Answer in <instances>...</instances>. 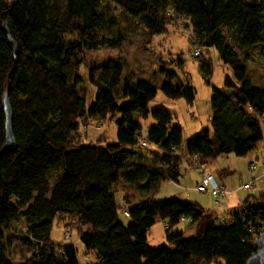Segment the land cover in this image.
<instances>
[{
  "label": "trees",
  "instance_id": "trees-1",
  "mask_svg": "<svg viewBox=\"0 0 264 264\" xmlns=\"http://www.w3.org/2000/svg\"><path fill=\"white\" fill-rule=\"evenodd\" d=\"M111 1L138 18L149 34L183 22L191 49L200 48L194 59L202 58L199 67L204 73L210 71L203 59L210 49L231 69L223 87L211 90L210 128L185 141L186 156L208 167L220 155L252 151L263 139L264 88L250 80L246 60L256 44L264 59V0ZM101 2L0 0V148L4 93L12 110L15 141L11 151L0 155V264H244L264 230V192L231 210L223 225L217 223V212L195 202H181L175 196L154 199L162 182H179L184 161L178 153L181 128L172 125V114L161 107L147 109L155 87L133 80L130 72L123 74V62L107 59L85 62L96 89L87 107L78 94L77 69L85 61L84 52L121 43L119 34L101 35L103 29L116 26L113 18L105 21L101 16ZM4 23L17 45L16 55ZM158 64L164 72L163 63ZM119 85L122 94L117 99L112 90ZM159 88L168 98L193 102L194 91L188 85L166 82ZM148 114L155 124L148 127L145 141L138 117ZM110 116L116 117V142L81 141L77 131L82 120ZM120 184L150 196L130 201L120 195L118 202ZM122 202L127 223L119 215ZM60 215L73 221L81 258L73 243L58 244L50 237ZM157 220L166 222V244L151 246L146 232ZM182 220L192 227V236L184 237L177 228ZM5 233L23 248L21 261L6 256Z\"/></svg>",
  "mask_w": 264,
  "mask_h": 264
},
{
  "label": "rangeland",
  "instance_id": "rangeland-1",
  "mask_svg": "<svg viewBox=\"0 0 264 264\" xmlns=\"http://www.w3.org/2000/svg\"><path fill=\"white\" fill-rule=\"evenodd\" d=\"M101 16L105 21L113 18L116 26L113 29H103L101 35L106 38H113L115 34L121 37V43L117 47H99L92 51L84 52L82 61L79 64L77 73L80 82L76 86L79 95L84 97L85 106L87 107L94 99L96 89L89 81V69L85 62L94 64L101 61L112 59L124 63V72H130L132 79L151 83L155 89V97L148 102L147 109L161 107L172 114V125L181 128V145L178 153L184 150L185 141L192 135L198 133L201 129L210 128L209 116L211 114V90L212 88L221 89L223 87L226 76H231V69L220 63L217 59V53L214 49H210L205 53L203 59L209 62V74L204 73L199 63L202 58L191 57L190 34L186 30L183 22H171L166 27L165 32L161 34H149L142 26L138 18H132L121 11L111 0H102ZM226 42L231 46L232 50L239 54L236 46L225 34V30L221 28ZM116 36V35H115ZM260 44L253 45L249 50L246 60V69L252 83H264V59L260 56ZM197 48V47H195ZM200 49V48H199ZM162 62L164 72H160ZM174 73L172 78L167 77L168 73ZM95 78L99 76V70L96 69ZM169 82L172 85L183 84L192 87L194 91V99L192 103H188L184 98H168L160 90L159 85ZM255 85V84H254ZM258 86V85H257ZM113 95L118 99L121 96L120 85L112 90ZM264 117V116H263ZM116 117H107L102 121L84 119L79 123L77 135L84 143H96V139L101 138L106 142H116ZM138 121L142 125L140 138L146 141L147 130L149 126L155 124V120L148 114L146 117H138ZM261 124L264 119L261 118ZM264 125H262V128ZM264 131V130H263ZM132 152V151H131ZM255 165L256 170L250 171L249 166ZM251 165V166H252ZM264 166V132L263 139L259 141L254 149L244 156H235L232 153L223 154L206 169L222 183L225 188H236L238 184L246 180H250L251 176L258 174V168ZM183 178L180 181L195 187V178L193 171L189 169L186 162L182 163ZM224 171V175L219 172ZM54 177V176H53ZM51 178V181L53 180ZM252 187L249 190L240 189L237 193L240 201L244 202L248 197L258 198L264 192V174L262 177H256L252 180ZM176 183L165 181L162 182L158 190L153 194L154 199H163L166 197H176L181 202L194 201L195 198L200 200V204L204 209L213 212L226 210L229 203H233L235 195L228 196L229 202L223 201L221 206L214 203V199L208 193H200L193 189L188 191L174 187ZM179 187V186H177ZM116 199L124 197L127 200L142 196H150L148 194L138 193L129 184H120L116 187ZM224 200V199H223ZM228 210V209H227ZM123 223L128 222V218L122 213L119 214ZM164 221L157 220L146 232V241L151 246H162L166 244L164 236ZM20 226L19 224L17 225ZM177 228L182 231L184 237L192 236V227H188L187 222H181ZM73 221L66 216L60 215L56 222L52 225L50 237L52 241L58 244L73 243L78 249L81 258L82 245L76 240V235L72 233ZM63 235L69 239H64ZM4 245L6 247V256L12 261H21L19 258V250L22 248L20 244L9 237L8 233L4 234ZM23 249V248H22Z\"/></svg>",
  "mask_w": 264,
  "mask_h": 264
},
{
  "label": "built area",
  "instance_id": "built-area-1",
  "mask_svg": "<svg viewBox=\"0 0 264 264\" xmlns=\"http://www.w3.org/2000/svg\"><path fill=\"white\" fill-rule=\"evenodd\" d=\"M200 55V49L194 48L191 51V57L195 58ZM142 145H145V143L142 141ZM186 162L189 165V167L195 171L201 174V182L198 183L195 186V190L200 193H208L213 199L214 203L217 206H221L223 199L229 195H231L232 191L227 190L223 188L221 185H219L216 180L214 179L213 175L206 170V167L202 165L196 157L193 156H186ZM251 168H254V165L251 166ZM252 187V181H248L245 183H242L239 188L244 190H249ZM121 212L123 215H127V211L125 210L123 202L121 203ZM240 207V204L238 205ZM231 212L227 214H218L217 215V223L219 225L227 224L230 220Z\"/></svg>",
  "mask_w": 264,
  "mask_h": 264
},
{
  "label": "water",
  "instance_id": "water-1",
  "mask_svg": "<svg viewBox=\"0 0 264 264\" xmlns=\"http://www.w3.org/2000/svg\"><path fill=\"white\" fill-rule=\"evenodd\" d=\"M2 28L7 36L9 46L13 50V54L16 55L17 45L15 41L10 37L6 24L2 25ZM2 110L4 114V142L0 148V155L11 151L15 146V141L12 133V110L10 107L9 99L6 93L2 97ZM244 264H264V230L259 233L255 240L254 252L247 258Z\"/></svg>",
  "mask_w": 264,
  "mask_h": 264
},
{
  "label": "crops",
  "instance_id": "crops-1",
  "mask_svg": "<svg viewBox=\"0 0 264 264\" xmlns=\"http://www.w3.org/2000/svg\"><path fill=\"white\" fill-rule=\"evenodd\" d=\"M250 77V76H249ZM250 80L252 81V79L250 78ZM256 86L258 85V86H261V87H263L264 88V83H262V82H260V83H254ZM264 114L260 117V121H261V118H263L264 119ZM262 125H264V123L262 124ZM263 130H264V127H263ZM264 132V131H263ZM180 155H181V157L183 158V160H184V162H186V153H185V150H183L182 151V153H179ZM187 163V162H186ZM188 165V164H187ZM252 165V164H251ZM251 165L249 166V169H250V171H253V170H256V166L254 165V168L252 169L251 168ZM189 166V165H188ZM189 169H191L190 167H189ZM192 170V169H191ZM207 170V169H206ZM208 171V170H207ZM192 172H193V170H192ZM209 172V171H208ZM193 174H194V178H195V182H194V184H195V186L198 184V183H200L201 182V174L200 173H198V172H193ZM219 174L220 175H224L222 172H219ZM264 174V166H263V168H258V174L256 173V175H255V177H254V175L253 176H251V179L250 180H246V181H244V182H242V183H245V182H248V181H252L253 179H255L256 177H262V175ZM214 177V176H213ZM182 179H184L183 178V176L181 177V178H179V182L178 183H176L177 185H174V187H176L177 189L178 188H180L181 190H185V191H188L189 190V188L190 189H193V190H195V187L193 186V184L192 185H188L187 183H184L183 182V184L181 185L180 184V181H182ZM214 179L216 180V178L214 177ZM216 182L219 184V185H221L222 187H223V185H222V183L220 184V182L219 181H217L216 180ZM253 184V183H252ZM240 185L241 184H238V186L236 187V188H234V189H230V188H225V187H223V188H225V189H227V190H230V191H232V193H231V195H229L230 197L232 196V195H235V197L234 198H232L233 199V203H229V206H227L226 208L228 209H226V210H221V208H222V206H221V208H220V211L219 212H217V214H227V213H229L231 210H233L234 208H236L239 204H241V203H243V202H241L240 201V197H239V195H238V191L241 189V188H239L240 187ZM177 186H179V187H177ZM187 186H190L189 188H187ZM196 191V190H195ZM228 197V196H227ZM227 197H225L224 198V200L223 201H225L226 200V202H229V198H227ZM233 197V196H232ZM137 198V197H136ZM135 198V199H136ZM191 202H197V203H199L200 204V200L198 199V198H195L194 199V201H191ZM165 222V221H164ZM181 222H187L186 220H182ZM166 227V222H165V224H164V228Z\"/></svg>",
  "mask_w": 264,
  "mask_h": 264
}]
</instances>
